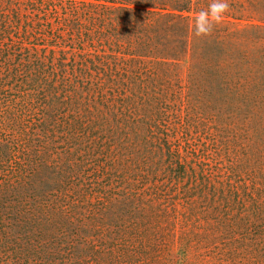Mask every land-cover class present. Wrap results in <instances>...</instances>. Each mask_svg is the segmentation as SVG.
I'll list each match as a JSON object with an SVG mask.
<instances>
[{"label": "trees", "instance_id": "16d2710c", "mask_svg": "<svg viewBox=\"0 0 264 264\" xmlns=\"http://www.w3.org/2000/svg\"><path fill=\"white\" fill-rule=\"evenodd\" d=\"M199 2L77 0L69 23L93 49L76 71L67 76L64 60L0 70V264H264V168L253 175L251 159L241 160L220 129L212 157L223 180L214 193L245 196L251 210L209 212L207 246L177 253L145 243L143 233L138 244L123 242V223L113 235L124 153L146 170L154 163L143 152L153 146L172 160L183 104L194 131L210 114L205 103L264 104L260 27L222 20L196 35L197 16L210 9ZM171 163L177 175L184 168ZM171 190L162 193L169 199ZM137 202L123 196L115 209L124 218Z\"/></svg>", "mask_w": 264, "mask_h": 264}, {"label": "rangeland", "instance_id": "374dc122", "mask_svg": "<svg viewBox=\"0 0 264 264\" xmlns=\"http://www.w3.org/2000/svg\"><path fill=\"white\" fill-rule=\"evenodd\" d=\"M75 1L0 0V27L7 28L0 33V70L21 71L39 60L52 67L64 60L67 76L76 71L82 52L93 48L87 44L80 45L78 36L71 29L69 21L74 18ZM199 1L209 6L214 2ZM227 3L229 8L219 21L235 23L234 29L238 30L245 25L259 26L255 36L264 35V0H227ZM4 50L7 53H1ZM63 75L59 73L58 77ZM205 104L210 114L205 115L204 126L196 131L191 126L190 108L185 110L184 104L181 106L183 113L178 122L179 132L170 133L172 160L165 151L161 153L158 146H153L151 152H143L154 163L153 170H146L140 168L144 163L142 158L131 155V152L124 153L120 166L125 180L123 184L115 181L112 187V230L115 235L123 223L126 231L123 242L138 244L137 236L143 233V237L149 239L144 240L145 243L153 240L151 244L168 246L176 253L183 247L203 248L207 246L209 231L213 229L205 221L209 212L217 213L228 206L234 213L251 210L252 201L245 196L229 201V196L223 198V195L214 193L223 178L218 174L212 157V142L216 139L215 131L223 130L235 144L233 149L238 152L237 156L239 154L243 161L251 159L248 168L253 175L264 168V104L242 100ZM170 163H180L184 168L177 175L174 168H167ZM136 172L150 173L147 179L142 180L137 177L139 175L135 176ZM205 184V193L201 194ZM169 186H172V197L168 199L162 192ZM123 196L129 201L136 198L138 202L134 211L121 218L115 206ZM169 230L173 232L171 235L167 233ZM188 256L192 255L189 253Z\"/></svg>", "mask_w": 264, "mask_h": 264}, {"label": "clouds", "instance_id": "9594fccd", "mask_svg": "<svg viewBox=\"0 0 264 264\" xmlns=\"http://www.w3.org/2000/svg\"><path fill=\"white\" fill-rule=\"evenodd\" d=\"M229 8L227 0H214L210 5L209 11H202L196 18V35L208 34L214 23L218 22L223 13Z\"/></svg>", "mask_w": 264, "mask_h": 264}]
</instances>
